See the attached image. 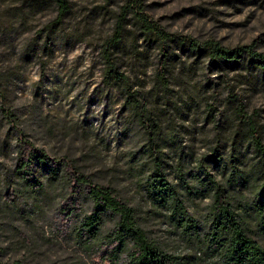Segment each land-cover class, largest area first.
<instances>
[{"label":"rangeland","instance_id":"obj_1","mask_svg":"<svg viewBox=\"0 0 264 264\" xmlns=\"http://www.w3.org/2000/svg\"><path fill=\"white\" fill-rule=\"evenodd\" d=\"M69 1L70 11L55 23V0H0V260L106 264L82 254L62 235L56 201L64 192L58 181L49 191L55 199L31 215L23 198L12 204L5 197L9 183L23 187L15 168L17 127L51 156L72 161L94 181L111 186L136 209L150 237L171 251H189L168 213L142 194L139 162L145 135L134 110L123 105L120 84L103 80V47L125 11L112 56L161 125L169 177L182 176L200 186L204 157L218 140L229 155L232 137L242 126L235 114L239 103L262 125L264 139V70L247 62L213 63L188 44L212 39L229 47L253 44L264 52V0ZM139 15L172 40L144 32ZM160 70L167 87L158 78ZM206 103L215 105L212 114ZM239 145L252 156L247 139ZM46 173L45 164L35 172L40 179ZM209 201L199 195L189 209L202 216ZM251 225L264 244L262 229L255 221Z\"/></svg>","mask_w":264,"mask_h":264},{"label":"trees","instance_id":"obj_2","mask_svg":"<svg viewBox=\"0 0 264 264\" xmlns=\"http://www.w3.org/2000/svg\"><path fill=\"white\" fill-rule=\"evenodd\" d=\"M55 2L58 10L55 23H59L71 6L69 0ZM124 16L125 11L117 19L113 39L103 47V80L108 84H120L123 105L134 110L145 135L146 144L140 153L143 159L139 162L144 198L168 213L169 221L190 250L174 252L150 237L136 209L119 197L111 186L94 181L72 161L51 156L19 127L16 129L15 168L16 177L23 182V187L9 183L5 197L12 204L17 198H23L24 209L31 215L55 199L49 191L58 181L64 192L56 201L62 220V235L71 240L82 254L90 259L99 257L106 264H264V244L254 236L251 225L255 221L264 235L262 125L248 115L239 103L235 107V114L242 126L236 129L232 137L229 155L226 156L218 140L210 155L204 157L202 171L205 179L199 183L200 186L182 176L171 179L161 125L112 56V48L121 36ZM139 19L144 32H154L163 41L172 40L169 33L159 30L147 18L139 15ZM188 47L190 51L203 50L213 63L247 62L264 70V52L255 49L253 44L229 47L217 40L199 43L191 39ZM165 55L167 58L168 55ZM158 78L167 87L168 79L163 70L158 72ZM205 109L212 114L215 105L206 103ZM244 138L251 147V157L239 145ZM41 164L47 166L43 179L35 174ZM211 166H215L216 173L209 171ZM245 190L249 193H244ZM26 191L34 193H24ZM199 195L210 198L202 216L189 209L191 200ZM0 264L8 263L0 260Z\"/></svg>","mask_w":264,"mask_h":264}]
</instances>
